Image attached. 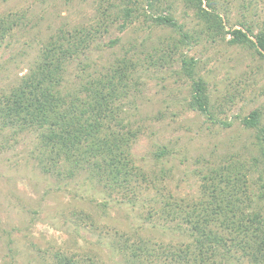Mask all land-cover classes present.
Returning <instances> with one entry per match:
<instances>
[{
	"label": "rangeland",
	"instance_id": "obj_1",
	"mask_svg": "<svg viewBox=\"0 0 264 264\" xmlns=\"http://www.w3.org/2000/svg\"><path fill=\"white\" fill-rule=\"evenodd\" d=\"M166 2L175 26L136 13L122 26L120 0H0V17L17 19L0 43V95L39 60L43 44L60 28L102 30L66 60L62 92H79L87 79L110 74L119 59L136 63L126 69L128 84L136 83L120 103L121 114L139 129L129 151L151 180L127 200L85 170L71 178L45 173L36 132L0 128V264H133L121 245L144 240L156 252L184 247L191 241L182 221L185 205L205 199L212 168L230 164L243 166L253 208L264 216L257 127L242 121L255 111L257 125H264V58L228 43L230 34L210 38L182 0ZM214 2L226 30L243 22L253 33L264 31V0ZM185 32L194 38L171 51ZM182 58L194 81L203 82L204 112L189 105L193 79ZM167 202L173 219L165 217ZM164 258L158 264L170 263ZM222 264L248 263L232 254Z\"/></svg>",
	"mask_w": 264,
	"mask_h": 264
},
{
	"label": "trees",
	"instance_id": "obj_2",
	"mask_svg": "<svg viewBox=\"0 0 264 264\" xmlns=\"http://www.w3.org/2000/svg\"><path fill=\"white\" fill-rule=\"evenodd\" d=\"M182 1L194 11L210 38L230 34L228 43L252 48L264 58V31L253 33L243 22L239 28L226 30L225 20L216 11L214 0ZM120 2L122 26L135 13L147 15L156 24L176 25L166 0ZM16 22L11 14L0 17V43ZM93 28L80 27L72 31L60 28L49 36L39 60L18 83L0 95V128L36 132L38 163L43 172L71 178L85 170L109 192H119L127 200H133L137 188L151 182L135 166L129 151L139 129L132 128V123L124 121L121 114L120 103L136 83L128 84L126 69L134 68L136 63L119 59L112 65L110 74L101 73L87 79L79 92H62L59 88L66 60L84 52L102 31L99 26ZM185 33L172 43L171 51L185 44L186 39L194 38ZM182 65L191 76V64L186 58H182ZM191 89L189 105L204 112L208 101L202 80L193 79ZM257 120L255 111L242 119L245 126L257 127L256 146L264 162V125L258 126ZM242 167L230 164L211 169L202 191L205 199L185 205L187 210L182 221L187 224L191 241L184 247H162L156 252L157 248L144 240L125 243L120 249L128 254L127 261L158 264L159 259L166 261L164 257L168 256L169 264H222L228 255L236 254L248 264H264V216L259 207L253 208L252 195L244 180L246 173L239 170ZM260 196L264 197V192ZM169 205L167 202L165 207ZM169 210L174 211L163 210L165 217L173 219Z\"/></svg>",
	"mask_w": 264,
	"mask_h": 264
}]
</instances>
